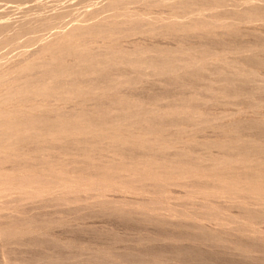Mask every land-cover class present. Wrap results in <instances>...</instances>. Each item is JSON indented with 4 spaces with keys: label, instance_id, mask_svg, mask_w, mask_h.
I'll return each mask as SVG.
<instances>
[{
    "label": "rangeland",
    "instance_id": "rangeland-1",
    "mask_svg": "<svg viewBox=\"0 0 264 264\" xmlns=\"http://www.w3.org/2000/svg\"><path fill=\"white\" fill-rule=\"evenodd\" d=\"M205 1L0 0V264H264V0Z\"/></svg>",
    "mask_w": 264,
    "mask_h": 264
},
{
    "label": "bare ground",
    "instance_id": "bare-ground-1",
    "mask_svg": "<svg viewBox=\"0 0 264 264\" xmlns=\"http://www.w3.org/2000/svg\"><path fill=\"white\" fill-rule=\"evenodd\" d=\"M6 1H7V0H6ZM194 1H195V0H194ZM198 1H199V0H198ZM203 1H205V0H203ZM255 1H256V0H255ZM205 2H206V1H205ZM179 4H180V3H179ZM187 4H188L187 2H186V4L183 3L184 6L186 5L185 8L188 7ZM252 4H253V3H252ZM183 5H182V6H183ZM189 5H191V4L189 3ZM182 6H180V7H182ZM184 6H183V8H184ZM106 7H107V6H106ZM111 7H112V6H111ZM189 7H190V6H189ZM189 7H188V8H189ZM254 8H255V6H254ZM254 8H253L252 16H258V17H257V19H258L259 16H261V15H259V13L257 12V10H256V9L254 10ZM258 9H259V8H258ZM180 10H181V9H180ZM185 10H186V9H185ZM185 10H183V11H185ZM187 10H188V9H187ZM212 10H214V9H212ZM123 11H124V10H123ZM260 12H261V11H260ZM247 13H248V12L246 11V12H245V15H246ZM262 13H263V12H262ZM262 13H261V14H262ZM243 14H244V13H243ZM243 14H242V17L244 16ZM239 15H240V14H239ZM247 15H248V14H247ZM247 15H246V16H247ZM195 16H196V15H195ZM246 16H245V17H246ZM248 16L250 17V15H248ZM248 16H247V17H248ZM242 17H241V18H242ZM245 17H244V19H246ZM262 17H264V14H262ZM250 18H251V17H250ZM216 19H217V18H216ZM237 19H239V18H237ZM254 19H255V18H254ZM257 19H256V20H257ZM259 19H260V18H259ZM259 19H258V20H259ZM208 20H209V19H208ZM53 21H54V20H53ZM212 21H213V20H212ZM218 21H220V20H218ZM247 21H250V19H249V20L247 19ZM254 21H255V20H254ZM43 22H45V20H44ZM175 22H176V20H175ZM175 22H174V24L172 23V24H168V25H166L168 28L170 27V28H169L170 31H171L172 29H173V30H175L176 28L178 29V27H176L177 25H175ZM207 22H209V21H207ZM207 22H206V23H207ZM45 23H46V22H45ZM209 23H210V22H209ZM96 24H97V23H96ZM96 24H95V25H96ZM134 24H135V25H134ZM134 24H133V25H134L135 27L133 26V28H135L136 30H137V29H140V27L138 26L137 23H134ZM207 24H208V23H207ZM46 25H47V24H46ZM98 25H99V24H98ZM98 25H97L96 27L94 26L95 28H91V27H90L91 29H90V28H85V27H84V28L81 29V30H77V31L75 30V31H74V35L80 37L82 40H85V39L88 40V39H87V36H88V38H89V36H91V35H100V34H102V33H103V31H102V30H103L102 26H103V25H106V26L110 25V26H112V28L115 26V24H114V25H111V24H108V23H107V24H103V25H101V23H100L101 26L99 25V26H100V28H99ZM213 25L215 26L214 21H213ZM213 25H212V26H213ZM221 25H222V24H221ZM43 26H45V24H44ZM50 26H51V25H50ZM131 26H132V25H131ZM30 27H31V26H30ZM30 27H29L28 25H27V26L24 25L23 28H24V29H29ZM38 27H39V26H38ZM92 27H93V26H92ZM103 27H104V26H103ZM118 27H120V26H118ZM137 27H138V28H137ZM167 27H166V28H167ZM175 27H176V28H175ZM194 27H195V26H194ZM5 28H6V27H5ZM101 28H102V29H101ZM108 28H110V27H108ZM108 28H107V29H108ZM116 28H117V25H116ZM174 28H175V29H174ZM192 28H193V26H192ZM213 28H214V27H213ZM113 29H114V30H113L112 32L115 31V28H113ZM117 29H118V28H117ZM119 29H120V28H119ZM119 29H118V32H120ZM131 29H132V28H131ZM193 29H194V28H193ZM1 30H2V29H1ZM1 30H0V31H1ZM17 30H18V29H17ZM31 30H32V29H31ZM109 30H111V28H110ZM109 30H107V32H108ZM150 30H151V29H150ZM167 30H168V29H167ZM183 30H184V29H183ZM35 31H36V30H35ZM116 31H117V30H116ZM116 31H115V32H116ZM152 31H153V30H152ZM170 31H169V33H171ZM177 31H178V30H177ZM208 31H210V30H208ZM228 31H229V30H228ZM231 31H232V30H231ZM231 31H230V32H231ZM233 31L235 32V30H233ZM58 32H59V31H58ZM205 32H206V31H205ZM234 32H233V33H234ZM11 33H12V32H11ZM110 33H111V32H110ZM116 33H117V32H116ZM172 33L176 34V30H175V32H172ZM233 33H231V34L233 35ZM236 33H237V32H236ZM104 34L107 35V33H103V35H104ZM108 34H109V33H108ZM186 34H187V33H186ZM31 35H32V34H31ZM109 35H110V34H109ZM109 35L104 36V38H107V39H108ZM172 35H173V34H172ZM183 35H184V34H183ZM187 35H188V34H187ZM187 35H186V36H187ZM110 36H111V35H110ZM234 36H235V35H234ZM92 37H94V36H92ZM92 37H90V39H91ZM39 38H40V37H39ZM97 38H98V36H97ZM100 38H101V37H100ZM90 39H89V40H90ZM92 39H93V38H92ZM95 39H96V38H94L93 40H95ZM101 39H103V38H101ZM111 39H112V38H111ZM0 40H1V39H0ZM93 40H91V41H93ZM108 40H109V39H108ZM3 41H4L3 43L10 42L9 39H3ZM52 42H53V43H52ZM55 42H56V41H55ZM67 42H68V41H67ZM56 43H57V42H56ZM58 43H59V42H58ZM64 43H65V42H64ZM64 43L61 44L62 46H60V44H59V46L63 48V46L66 45V43H65V44H64ZM69 43H70V42H69ZM71 43H72V41H71ZM71 43L69 44V46H67V47H68V50H67V49H66V50L68 51V54L74 56L75 61L78 60V62H82V64L85 63L88 67H92V68H93L94 66H96V65H94V62H92V60H91V57H90L91 55H90V56H87L88 54H87V55H86V54L84 55V54L81 52L82 49H80L78 45L74 44V42H73L72 44H71ZM54 44H55V43H54V40H53V41L48 42V43L45 45V47H46V46H47V47H53ZM56 46H57V45H56ZM56 46H55V48H57ZM45 47H44V48H45ZM47 47H46V48H47ZM67 47H66V48H67ZM16 48H17V47H16ZM8 49H9V48H8ZM53 49H54V48H53ZM59 49H60V48H59ZM64 49H65V48H64ZM83 49H86V48H83ZM62 50H63V49H62ZM66 50H65V51H66ZM110 50H111V49H110ZM50 51H51V50H50ZM52 51H53V50H52ZM54 51H55V50H54ZM60 51H61V50H60ZM117 51H118V50H117ZM186 51H187V50H186ZM143 52H144V51H143ZM204 52H205V49H204ZM53 53H54V52H52L51 56H53ZM56 53H57V51L55 52V55L57 56ZM58 53H59V52H58ZM117 53H118V52H117ZM181 53H182V52H181ZM205 53H207V52H205ZM208 53H209V52H208ZM208 53H207V54H208ZM61 54H63L62 51H61ZM65 54L67 55V53H65ZM109 54H110V55H108V56H111L113 53L110 52ZM162 54H163V53H162ZM167 54H169V53H167ZM55 55H54V56H55ZM66 55H65V56H66ZM70 55H68V57H69ZM118 55H119V54H118ZM65 56L63 57V59L65 58ZM167 56H168V55H167ZM172 56H173V55H172ZM215 56H216V55H215ZM58 57H60V56L58 55L57 58H58ZM70 57H71V56H70ZM113 57H115V53H114V56H113ZM138 57H139V56H138ZM50 58H51V57H50ZM57 58H56V59H57ZM66 58H67V56H66ZM71 58H72V57H71ZM108 58H110V57H108ZM58 59H59V58H58ZM58 59H57V60H58ZM72 59H73V58H72ZM72 59H71V61H74V60H72ZM197 59H198V58H197ZM43 60H44V59H43ZM48 60H49V59H48ZM51 60H52V59H51ZM57 60H55V61H57ZM61 60H62V59L60 58V61H61ZM162 60H163V59H162ZM162 60H160V61H162ZM174 60H175V59H174ZM174 60H173V61H174ZM53 61H54V59H53ZM53 61H52V62H53ZM55 61H54V62H55ZM164 61H165V60H164ZM180 61H181V60H180ZM35 62H36V61H35ZM35 62H34V63H35ZM36 63H37V62H36ZM40 63H41V62H40ZM46 63H47V62H46ZM50 63H51V61H50ZM56 63H57V67H58L59 70H60L63 64L61 65V63H59L58 61L55 62V64H56ZM62 63H64L63 60H62ZM65 63H66V62H65ZM87 63H88V64H87ZM163 63H164V62H163ZM37 64H38V63H37ZM48 64H49V62H48ZM55 64H54V65H55ZM67 64H68V61H67ZM82 64H81V65H82ZM111 64H112V63H111ZM164 64H165V63H164ZM34 65H36V64H34ZM44 65H45V63H44ZM44 65H43V66H44ZM46 65H47V64H46ZM46 65L44 66V68L46 67ZM54 65H51V64H50V67H49V65H48L47 67H48V68H51V66H54ZM64 65H66V64H64ZM106 65H107V64H106ZM129 65H130V64H129ZM157 65H158V64H157ZM165 65H167V64H165ZM196 65H197V64H196ZM21 66H22V65H21ZM55 66H56V65H55ZM72 66H73V65H72ZM104 66H105V65H104ZM29 67H30V66H29ZM47 67H46V68H47ZM65 67H67V66H63V68H65ZM156 67H157V66H156ZM31 68H32V66H31ZM34 68H35V67H34ZM36 68H37V67H36ZM44 68H43V70H45ZM48 68H47V69H48ZM53 68H54V67H53ZM55 68H56V67H55ZM86 68H87V67H86ZM32 69H33V68H32ZM56 69H57V68H56ZM56 69L53 70V71H56ZM89 69H90V68H89ZM94 69H95V68H94ZM37 70H38V69H37ZM37 70L35 69V71H37ZM39 70H41V68H39ZM39 70H38V71H39ZM48 70H49V69H48ZM92 70H93V69H92ZM92 70H91V71H92ZM155 70H156V69H155ZM25 71H26V70H25ZM29 71H31V69L27 70V71H26V74L30 73ZM60 71H62V70H60ZM89 71H90V70H89ZM150 71H151V70H150ZM152 71H153V70H152ZM159 71H160V70H159ZM163 71H164V70H163ZM32 72L34 73V70H32ZM42 72H43V71H42ZM42 72H41V73H42ZM51 72H52V71H51ZM51 72H50V70H49L47 73H51ZM56 72L58 73V74H57V73H56V74L59 75L60 72H58V71H56ZM37 73H39V72H37ZM47 73H46V74L43 73V76H44V75H47ZM151 73H152V72H151ZM35 74H36V73H35ZM22 75L24 76L25 74L23 73ZM49 75H50V74H49ZM54 75H55V74H54ZM26 76H27V75H26ZM31 76L33 77L34 75H31ZM31 76H29V77L31 78ZM40 76H41V74L39 75V77H40ZM36 77H37V76H36ZM36 77H35V78H36ZM44 77H45V76H44ZM50 77H53V76L50 75L49 78H50ZM20 78H21V77H20ZM24 78H25V77H24ZM33 78H34V77H33ZM33 78H32V79H33ZM54 78H56V77H54ZM103 78H104V77H103ZM105 78H108V77H105ZM109 78H110V77H109ZM109 78H108V79H109ZM0 79H1V78H0ZM17 79H19V78H17ZM32 79H31V80H32ZM36 79H37V78H36ZM36 79H35V80H36ZM38 79H39V80H37V81H41L42 77H41V78H38ZM108 79H107V80H108ZM29 80H30V79H29ZM35 80H34V81L32 80L33 82H32V81H29V82H32V83L35 84V82H36ZM42 80H43V79H42ZM56 80H57V79H56ZM23 81H24V80H23ZM27 81H28V80H27ZM62 81H63V80H62ZM108 81H111V80H108ZM8 82H9V81H8ZM174 82H175V81H174ZM20 83H25V84H26L27 82L25 81V82H20ZM36 83H37V82H36ZM170 83H171V82H170ZM170 83H169V84H170ZM0 84H1V82H0ZM16 84H17V83H16ZM6 85H7V84H6ZM17 85H18V84H17ZM7 86H8V85H7ZM15 86H16V85H14V87H15ZM25 86H26V85H25ZM8 87H9V86H8ZM12 87H13V86H12ZM14 87H13V88H14ZM18 87H20V84L18 85ZM28 87H29V86H28ZM30 87H32V86L30 85ZM71 87H72V86H71ZM83 87H84V86H83ZM3 88L5 89V86H4ZM3 88H0V90L3 89ZM6 88H7V87H6ZM72 88H73V87H72ZM9 89H10V88H9ZM13 90H14V89H13ZM30 90H31V89H30ZM43 90H44V89H43ZM26 91H27V90H26ZM31 91H32V90H31ZM1 92H2V90H1ZM24 92H25V91H24ZM24 92H23V93H24ZM23 93H22V94H23ZM73 93H74V92H73ZM89 93H90V92H89ZM50 95H51V94H50ZM52 95H53V94H52ZM73 95H74V94H73ZM85 95H86V94H85ZM88 95H89V94H88ZM0 96H1V95H0ZM17 96H18V95H17ZM28 96H29V95H28ZM33 96H35V95H33ZM110 96H111V95H110ZM25 97H26V96H25ZM29 97H31V96H29ZM26 99H27V103H28L30 100H29L28 98H26ZM26 99H25V101H26ZM116 99H117V101H118V98H116ZM28 100H29V101H28ZM21 101L23 102V100H21ZM21 101H20V102H21ZM7 102H8V101H7ZM22 102H21V104H22ZM114 102H115V99H114ZM120 102L122 103V101H120ZM116 103H117V102H116ZM21 104H20V105H21ZM23 104H25V102H24ZM42 104H43V103H42ZM118 104H119V102H118ZM124 104H125V102H124ZM17 105H18V104H17ZM26 105H27V104H26ZM125 105H126V104H125ZM23 106H25V105H23ZM23 106H22V108H23ZM130 106H131V105H130ZM18 107H19V106H17V109H18ZM128 108H129V107H128ZM186 108H187V107H186ZM177 109H178V108H177ZM99 110H100V109H98V111H99ZM108 110H109V109H108ZM106 111H107V108H106ZM23 112H24V111H23ZM99 112H100V111H99ZM0 113L2 114V112H0ZM79 113H80V112H79ZM104 113L106 114L105 111H104ZM143 113H144V112H143ZM80 114L82 115V113H80ZM99 114H100V113H99ZM101 114H102V113H101ZM101 114H100V116H101V118H102V115H101ZM5 115H7V114H5ZM25 115H26V114H25ZM62 115L65 116V114H62ZM96 115H97V114H96ZM23 116H24V115H23ZM64 116H63V118L65 119L66 116H65V117H64ZM77 116H78V115H77ZM79 116H80V115H79ZM97 116H98V115H97ZM105 116H106V115H105ZM26 117H29V116L26 115ZM41 117H42V116H41ZM81 117H82V116H81ZM81 117H80V119H81ZM103 117H104V115H103ZM123 117H124V116H123ZM189 117H190V116H189ZM11 118H12V117H11ZM23 118H24V117H23ZM29 118H30V117H29ZM42 118L44 119V117H42ZM78 118H79V117H78ZM104 118H105V117H104ZM3 119H4V118H3ZM12 119H13V118H12ZM26 119H28V118H26ZM40 119H41V118H40ZM46 119H47V118H46ZM46 119H45V121L47 122ZM1 120H2V118H1ZM1 120H0V121H1ZM5 120H6V119H4V121H5ZM24 120H25V118H24ZM31 120H32V119H31ZM58 120H59V119H58ZM67 120H68V118L66 119V122L64 121V123H67V122H68ZM81 120H83V119H81ZM84 120H85V119H84ZM88 120H89V119H88ZM88 120H87V121H88ZM103 120L105 121L106 119H103ZM189 120H190V119H189ZM6 121H8V120H6ZM6 121H5V122H6ZM18 121H19V120H18ZM18 121H16V122H18ZM20 121H23V120L21 119ZM20 121H19V122H20ZM33 121L36 122V120H34V119H33ZM37 121L40 122L41 120L38 119ZM42 121H43V120H42ZM45 121L42 122V123H40V125L38 124V125H39V129L41 128L40 126H41L43 123H45ZM71 121H72V120H71ZM74 121H75V120H74ZM74 121H72V122H74ZM87 121H86V123H87ZM1 122H2V121H1ZM5 122H4V123H5ZM12 122H13V121H12ZM52 122H54V121H52ZM52 122H51V123H52ZM55 122H56V121H55ZM69 122H70V120H69ZM69 122H68V123H69ZM72 122H70V123H72ZM89 122H90V121H89ZM89 122H88V124H89ZM2 123H3V122H2ZM24 123H25V121H24ZM27 123H28V122H27ZM32 123H34V122H32ZM49 123H50V121H49ZM49 123H48V124H49ZM60 123H61V122H60ZM62 123H63V122H62ZM74 123H75V122H74ZM84 123H85V121H84ZM95 123H96V122H95ZM152 123H153V122H152ZM20 124H21V123H20ZM22 124H23V123H22ZM34 124H35V123H34ZM48 124H47V126H49ZM56 124H57V122H56ZM72 124H73V123H72ZM78 124H79V122H78ZM80 124H81V122H80ZM82 124H83V123H82ZM82 124H81V125H82ZM28 125H29V124H28ZM30 125H31V124H30ZM43 125H45V127L43 126V128H45V129L48 128V127L46 126V123L43 124ZM51 125H52V124H51ZM51 125H50L49 128H52ZM58 125H59V124H57V126H58ZM60 125H62V124H60ZM60 125H59L58 127L61 128ZM65 125H66V124H65ZM75 125H76V124H75ZM81 125H80V127H81ZM86 125H87V124H86ZM89 125H90V124H89ZM1 126H2V125H1ZM9 126H10V125H9ZM104 126H105V125H104ZM131 126H132V125H131ZM28 127H29V126H28ZM35 127H36L37 130H38V127L36 126V124H35ZM46 127H47V128H46ZM54 127H55V126H54ZM64 127H66V126H64ZM78 127H79V126H78ZM80 127H79V128H80ZM85 127H86V126H85ZM1 128H2V127H1ZM1 128H0V129H1ZM17 128H19V127L17 126ZM22 128H24V127H22ZM22 128H21V129H22ZM56 128H57V127H56ZM56 128H54V129H56ZM60 128H59V129H60ZM62 128H63V127H62ZM72 128H73V127H72ZM72 128H71V130H72ZM74 128H76V126H75ZM74 128H73V129H74ZM81 128H82V127H81ZM88 128H89V127H88ZM3 129H4V128H3ZM3 129H1L0 131H3ZM13 129H15V128H13ZM32 129H33V127H32ZM45 129H44V131H45ZM66 129H67V127H66ZM95 129H96V128H95ZM123 129H124V128H123ZM17 130H18V129H17ZM33 130H34V129H33ZM78 130H79V129H78ZM81 130H82V129H81ZM90 130H91V129H90ZM92 130H93V129H92ZM10 131H11V130H10ZM15 131H16V130H15ZM29 131H30V129H29ZM40 131H41V129H40ZM50 131H51V130H50ZM62 131H63V130H62ZM62 131H61V129H60L59 133L62 132ZM65 131H66V130H65ZM67 131H68V129H67ZM72 131H73V130H72ZM74 131H75V129H74ZM4 132H5V130H4ZM7 132H8V131H7ZM17 132H18V131H17ZM20 132H22V131H20ZM24 132H25V131H24ZM34 132H35V131H34ZM34 132H33V133H34ZM36 132H37V131H36ZM46 132H47V131H45V133H46ZM52 132H55V131L52 130L50 133H52ZM56 132H57V130H56ZM91 132H92V131H91ZM9 133H10V132H9ZM13 133H14V131H13ZM29 133H30V132H29ZM38 133H40V132H38ZM59 133H58V134H59ZM62 133L64 134V132H62ZM62 133H61V134H62ZM65 133H66V132H65ZM68 133H69V132H68ZM83 133H84V132H83ZM16 134H17V133H16ZM40 134H41V137H42V133H40ZM47 134H48V133H47ZM55 134H57V133H55ZM63 134H62V135H63ZM77 134H78V133H77ZM0 135H1V134H0ZM3 135H6V134L3 133ZM8 135H9V134H8ZM17 135H18V134H17ZM20 135H21V134H20ZM24 135H25V134H24ZM27 135H28V134H27ZM30 135H31V134H29L28 137H29ZM33 135H34V134H33ZM35 135H37V134H35ZM50 135H51V134H50ZM59 135H60V134H59ZM64 135H67V134H64ZM70 135H71V134H70ZM75 135H76V134H75ZM93 135H94V133H93ZM21 136H22V135H21ZM38 136H40V135H38ZM43 136H44V135H43ZM95 136H96V135H95ZM131 136H132V135H131ZM3 137H4V136H3ZM5 137H6V136H5ZM9 137H10V136H9ZM13 137H14V136H13ZM25 137H26L27 140H31V141H32V140H35L34 137H33V139H31V138L28 139L27 136H25ZM36 137H37V136H36ZM92 137H93V136H91L90 138H92ZM97 138H99V137H97ZM114 138H116V137H114ZM14 139H15V138H14ZM21 139H22V138H21ZM21 139H19V140H21ZM37 139H38V138H37ZM117 139H118V138H117ZM0 140H1V138H0ZM3 140H4V139H3ZM37 141H38V140H37ZM117 142H118V141H117ZM139 142H140V141H139ZM0 143H1V142H0ZM2 143H3V145L5 144L4 142H2ZM33 143H34V142H33ZM36 144H37V143H36ZM36 144H35V146H37ZM78 144H79V143H78ZM122 144H123V143H122ZM124 144L126 145V143H124ZM132 144H133V143H132ZM116 145H117V144H116ZM35 146H34V147H35ZM137 146H138V145H137ZM146 146H147V145H146ZM2 147H3V146H2ZM118 147H119V146H118ZM148 147H149V146H148ZM154 147H155V145H154ZM4 149H5V148H4ZM244 149H245V148H244ZM38 150H39V149H38ZM156 151H157V150H156ZM40 152H41V151H40ZM159 154H160V153H159ZM241 158H242V157H241ZM155 161H156V160H155ZM242 161H243V160H242ZM223 162H224V161H223ZM226 162H227V161H226ZM148 165H149V164H148ZM124 169H125V168H124ZM191 173H192V172H191ZM151 177H152V176H151ZM151 180H152V179H151ZM154 182H155V181H154Z\"/></svg>",
    "mask_w": 264,
    "mask_h": 264
}]
</instances>
